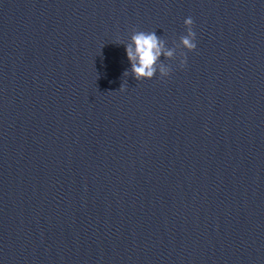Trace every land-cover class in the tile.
Instances as JSON below:
<instances>
[{
  "label": "water",
  "instance_id": "95a60500",
  "mask_svg": "<svg viewBox=\"0 0 264 264\" xmlns=\"http://www.w3.org/2000/svg\"><path fill=\"white\" fill-rule=\"evenodd\" d=\"M0 264H264V0H0Z\"/></svg>",
  "mask_w": 264,
  "mask_h": 264
},
{
  "label": "clouds",
  "instance_id": "9594fccd",
  "mask_svg": "<svg viewBox=\"0 0 264 264\" xmlns=\"http://www.w3.org/2000/svg\"><path fill=\"white\" fill-rule=\"evenodd\" d=\"M187 34L180 37V42L173 48H168L164 40L155 31L134 30L130 42L125 45V51L131 63L132 73L137 80H152L155 78L157 66L163 77H168L171 68L160 64L161 56L168 59L177 58V49L183 48L189 52L197 50V35L193 30L194 21L191 17L184 21ZM187 65V56L181 54L180 67ZM127 75V73H125Z\"/></svg>",
  "mask_w": 264,
  "mask_h": 264
}]
</instances>
